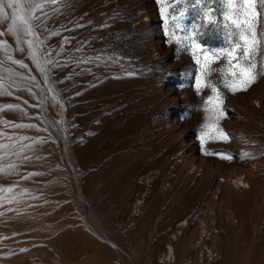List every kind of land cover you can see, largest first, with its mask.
I'll return each mask as SVG.
<instances>
[{"label": "rangeland", "instance_id": "obj_1", "mask_svg": "<svg viewBox=\"0 0 264 264\" xmlns=\"http://www.w3.org/2000/svg\"><path fill=\"white\" fill-rule=\"evenodd\" d=\"M32 2L34 35L9 30L7 0L0 18V264H264L260 0L262 74L235 94L207 76L227 139L202 127L211 90L169 35L227 46L223 3L212 24L190 0Z\"/></svg>", "mask_w": 264, "mask_h": 264}, {"label": "snow or ice", "instance_id": "obj_2", "mask_svg": "<svg viewBox=\"0 0 264 264\" xmlns=\"http://www.w3.org/2000/svg\"><path fill=\"white\" fill-rule=\"evenodd\" d=\"M55 3V0H51ZM160 4H165V0H157ZM223 3L227 11L223 12V27L227 30V46L208 49L204 47L198 40L199 26H195L194 30L189 34L188 29H183L182 36L176 35V31L171 32L170 42L176 41L180 47L190 51L194 62L199 66V74L195 78L194 88L199 95L205 88L211 90V95H208L203 100V111L211 113V116H206L205 119L211 120V123H205L203 128L215 129L220 138L227 139V133L218 127V121L224 117L225 111L223 105V93L220 91L216 83L207 79L211 72H219L221 74V83L224 88H227L233 94L238 91H247L248 88L257 80L258 75L262 73L256 72L257 65L254 60L255 51L260 41L257 39L256 19H257V0H242L240 4L236 0H190V3L196 5L201 13L202 21L215 24L217 20L210 15L211 3ZM27 7L25 8L19 0H7L6 6L13 9L11 15L12 24L10 31H19L25 35H34L32 31L31 21L36 19L34 12L40 9L42 5L35 4L33 7L32 0H25ZM261 7H264V0H260ZM5 0H0V18L9 19V15L5 13ZM162 15H166L167 7H161ZM183 15V14H181ZM173 17V20H176ZM167 23V20H166ZM233 26L237 31H233ZM181 25L176 24L175 28L180 29ZM3 35V33H0ZM238 35V39H233ZM29 46L32 45L28 41ZM35 58V53H33ZM221 60L224 63L219 68H212L213 64L219 63ZM16 63H19L16 61ZM23 67V65H21ZM7 107H14L8 105ZM206 138H216L209 132H201L200 140L203 144ZM4 171L0 168V172ZM0 191H11V189H0Z\"/></svg>", "mask_w": 264, "mask_h": 264}]
</instances>
